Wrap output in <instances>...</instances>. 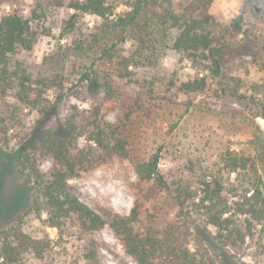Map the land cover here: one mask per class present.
<instances>
[{
	"label": "trees",
	"instance_id": "obj_1",
	"mask_svg": "<svg viewBox=\"0 0 264 264\" xmlns=\"http://www.w3.org/2000/svg\"><path fill=\"white\" fill-rule=\"evenodd\" d=\"M7 1L11 0L0 3ZM14 1V9L0 18V94L16 90L20 100L35 105L42 101L35 85L42 91L57 82L48 76L33 78L20 54L34 48L43 32L38 23L45 20L49 7L64 6L68 0H35L29 14L20 0ZM112 1L69 0L67 4L105 22L104 28L76 46L91 60L79 70L82 80L91 78L108 96L121 99L108 77L95 68L97 60L116 66L119 77H124L131 74L130 67L154 64L174 51L205 70L202 76L182 80L179 90L207 93L216 86V96L228 94L251 116L264 118V86L229 75L223 64V53L234 41L231 29H241L242 17L223 24L209 11L213 0H192L182 8H176L174 0H130L128 10L110 18ZM76 12L66 20L69 31L76 26ZM128 39L133 42L129 53L123 49ZM169 85L177 82L171 80ZM49 109L42 111L47 114ZM82 120L71 117L46 128L37 148L39 156L24 147L5 154L15 161L29 199L16 218L0 229V264H32L30 259L42 261L52 253L53 239L34 237L23 228L29 215L44 213L48 225L60 232L74 226L94 232L109 224L137 264H215L210 244L226 252L249 240L264 254V131L254 120L251 152L229 148L217 166L188 158L168 171L160 169L163 145L147 157L133 152L127 121L110 123L98 111ZM49 156L51 166L42 168L39 158ZM116 156L132 163L141 182H153L176 199L179 211L173 221L162 228L140 230L139 204L126 215L105 208L100 213L72 192L71 178Z\"/></svg>",
	"mask_w": 264,
	"mask_h": 264
},
{
	"label": "rangeland",
	"instance_id": "obj_2",
	"mask_svg": "<svg viewBox=\"0 0 264 264\" xmlns=\"http://www.w3.org/2000/svg\"><path fill=\"white\" fill-rule=\"evenodd\" d=\"M191 1L174 0L176 8ZM15 2L0 3V18L14 9ZM34 2L20 0L26 14L30 13ZM68 2L64 6L49 7L45 20L38 23L43 32L34 48L20 54L33 78L48 76L54 78L57 85L42 91L35 85L34 92H41L42 98L35 105L20 100L16 90L0 94V229L16 218L29 199L27 185L15 169V161L12 163L5 154L24 147L25 151H35L39 156L37 148L43 131L60 125L67 118L82 122L98 111L99 116L110 123L127 121L133 152L147 157L163 145L162 171L188 158L217 166L229 148L252 151L251 120L264 131L263 117L251 116L228 94L216 96V86L207 93L179 90L182 80L202 76L205 70L182 60L174 51H168L154 64L130 67L131 74L124 77H119L120 69L116 66L97 60L95 68L108 77L121 99L108 96L91 78L82 80L79 70L84 64L90 65L91 60L76 46L104 28L105 22L95 14L76 12ZM112 2L114 11L110 18L129 9L130 0ZM209 11L223 24L242 17L241 29H231L234 41L223 53L225 71L248 83L264 86V0H213ZM75 12L76 26L69 31L65 28L66 20ZM123 46L129 53L133 49L132 40L128 39ZM171 80L177 85L170 87ZM60 95H63L62 100L58 99ZM45 109L51 111L46 114L42 111ZM39 160L45 169L52 164L51 156ZM234 178L232 174L231 180ZM69 186L82 201L100 213L105 208L126 215L139 204L137 228L140 230L162 228L173 221L179 211L170 193L153 182H141L132 163L119 156L74 176ZM46 218L45 213L40 217L32 214L24 222L27 233L34 237L48 235L54 241L52 253L42 261L30 259L32 264H137L125 252L109 224L94 232H85L76 226L60 232L49 226ZM209 250L215 264H264V254L255 241L249 240L241 248L226 252L210 244Z\"/></svg>",
	"mask_w": 264,
	"mask_h": 264
}]
</instances>
